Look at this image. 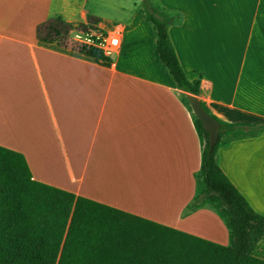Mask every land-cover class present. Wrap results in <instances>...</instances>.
<instances>
[{"label":"crops","instance_id":"obj_1","mask_svg":"<svg viewBox=\"0 0 264 264\" xmlns=\"http://www.w3.org/2000/svg\"><path fill=\"white\" fill-rule=\"evenodd\" d=\"M159 1L182 15L169 35L211 112L264 122V0ZM139 5L0 0V145L22 153L35 180L228 245L217 211L194 205L203 142ZM57 16L119 28L118 51L99 58L39 40L37 26ZM217 160L264 214V131L220 146Z\"/></svg>","mask_w":264,"mask_h":264},{"label":"trees","instance_id":"obj_2","mask_svg":"<svg viewBox=\"0 0 264 264\" xmlns=\"http://www.w3.org/2000/svg\"><path fill=\"white\" fill-rule=\"evenodd\" d=\"M138 11L153 27L157 61L185 94L199 95L201 82L187 77L169 35V26L181 22V13L159 0H141ZM75 26L61 16L51 17L37 26V38L105 58L98 47L72 39ZM201 102L221 128L211 148L210 134L194 114L203 142L194 205L209 204L217 211L230 231L228 245L35 180L25 156L0 145V264H264L256 252L264 237V214L254 209L217 160L220 146L263 132L264 122H228Z\"/></svg>","mask_w":264,"mask_h":264},{"label":"built area","instance_id":"obj_3","mask_svg":"<svg viewBox=\"0 0 264 264\" xmlns=\"http://www.w3.org/2000/svg\"><path fill=\"white\" fill-rule=\"evenodd\" d=\"M71 37L75 41L98 47L103 51L105 57H110L116 53L121 44V30L119 28L110 32H100L76 25L72 30Z\"/></svg>","mask_w":264,"mask_h":264},{"label":"water","instance_id":"obj_4","mask_svg":"<svg viewBox=\"0 0 264 264\" xmlns=\"http://www.w3.org/2000/svg\"><path fill=\"white\" fill-rule=\"evenodd\" d=\"M187 97L190 101L194 114L202 121L204 128L209 132V142L211 148H213L219 139L221 128L219 120L205 109L198 95L188 93Z\"/></svg>","mask_w":264,"mask_h":264},{"label":"rangeland","instance_id":"obj_5","mask_svg":"<svg viewBox=\"0 0 264 264\" xmlns=\"http://www.w3.org/2000/svg\"><path fill=\"white\" fill-rule=\"evenodd\" d=\"M129 2H135L136 0H128ZM141 1V0H140ZM72 34V33H71ZM240 139V138H238ZM235 140V139H234ZM256 252L259 253L260 256L264 257V237H262L257 246H256Z\"/></svg>","mask_w":264,"mask_h":264}]
</instances>
